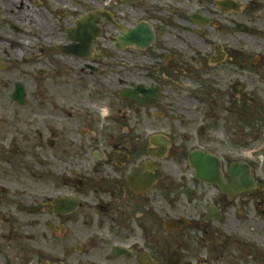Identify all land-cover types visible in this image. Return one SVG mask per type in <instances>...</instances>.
I'll use <instances>...</instances> for the list:
<instances>
[{
  "label": "flooded vegetation",
  "instance_id": "obj_1",
  "mask_svg": "<svg viewBox=\"0 0 264 264\" xmlns=\"http://www.w3.org/2000/svg\"><path fill=\"white\" fill-rule=\"evenodd\" d=\"M25 2L40 14L39 56L46 61H39L44 71L31 74L37 80L35 114L45 115L50 147H77L62 153L74 161L57 175L64 191L53 200L75 199L77 207L59 214L53 200L49 208L44 203L37 209L17 202L22 216L37 219L44 212L57 219L55 225L32 226L44 251L24 264L264 262L262 250L254 258L255 230L261 233L264 225V159L250 152L234 157L250 149L264 154V0H115L117 13L101 10L108 19L102 17L96 39L77 29L76 22L91 12H73L76 0L4 4L21 16ZM0 61L1 70L11 66ZM45 78L55 90L71 88L76 99L70 106L78 105L77 113L45 106L40 98ZM58 111L68 126L78 116V129L68 132L70 127L56 124ZM5 138L0 137L1 153ZM208 141L210 148L203 145ZM195 150L220 158L230 193L197 178L189 162ZM160 163L182 169L165 175ZM233 167L246 169L254 188L244 182L246 191L237 193L229 182ZM143 175L159 177L142 184ZM213 192L212 204L205 206L206 194ZM16 217L1 183L0 229L17 231ZM55 246L63 253L51 257Z\"/></svg>",
  "mask_w": 264,
  "mask_h": 264
},
{
  "label": "rangeland",
  "instance_id": "obj_2",
  "mask_svg": "<svg viewBox=\"0 0 264 264\" xmlns=\"http://www.w3.org/2000/svg\"><path fill=\"white\" fill-rule=\"evenodd\" d=\"M6 1L8 2L9 0H0V59L8 63L10 62L11 66L5 70L0 69V137H6L3 141V152H0V186L2 183V186L7 189V193L12 197L14 213L17 216L16 218L21 220V225H18L17 231L14 232L5 231L3 228L0 229V264H24L26 259H31L38 252L44 251V248L35 239L37 230L33 229L32 226L34 224L38 226H40L39 224L45 226L50 224L55 225L57 219L54 215L47 214L46 216L44 212H41L43 215L40 214L37 219L30 215L22 216L23 214L16 211L17 202L28 206L32 205L36 209L42 208L44 203H46V207L49 208L58 192L63 190L61 188L62 182L60 183V180L56 179L57 175L61 176L62 171L68 167L70 164L68 160L74 161L73 158L62 157V153L75 151L77 147L68 148L66 144H63V147H61L60 143L57 147H50L49 143H47L51 139L50 137L53 138V135L49 134L47 136L42 122V118L45 115L36 116V109H34L32 100L34 93L32 90L37 80L31 74L34 71L45 70L44 64H40L39 61L46 63L44 58L39 56L41 55V46H43V42H41L42 25L40 14L33 4L25 2L26 5L24 10L21 11V17L17 15L18 12L16 10L6 7V4H4ZM114 1L76 0V7L73 8V12L82 15L87 12H95L98 9H110L117 13L113 4ZM14 27H17L20 32H16ZM110 31L117 35L115 30L110 29ZM26 61L30 63L27 64ZM49 67L52 69L50 65ZM17 82L24 83L26 92H28V101L24 107L19 106L11 100L14 85ZM50 82L51 80L48 78L42 80L40 98L45 99V106L53 107L55 110L56 108L64 110L66 113L70 111L72 114L77 113L78 105L70 106L74 104V100L76 99L71 88L67 90H55L52 88ZM185 111L190 113L192 108L187 107ZM198 111L200 112L201 110L198 108ZM185 115L186 113L184 112L182 116ZM58 118L55 122L56 124L58 121H61L63 126L70 127L69 129H65L66 131L70 132V130L76 131L78 129L76 126L79 124L75 121V119L79 120L78 116L71 121L72 126L66 124L67 121L59 111ZM44 123H50V119H45ZM56 124H52V128L59 130L60 125ZM39 132L43 133L44 136H40ZM79 136L80 134L78 133L75 135L76 138ZM207 136H204V141ZM220 137L222 142H224L223 137ZM38 142L42 143V148L35 147ZM192 142L194 141L192 140ZM203 145L208 148L211 147L210 141L204 142ZM215 145V148L220 150L216 142L213 146ZM249 152L253 153L256 159H259L258 157L264 159V154L262 155L261 150L258 149L255 152L253 149L239 151L235 153L234 157H243L242 154ZM7 160L9 165L7 164ZM184 162L186 163L185 159ZM184 162L183 164H185ZM62 164L65 165L62 166ZM160 164L163 165L165 175H172L177 169H182L181 165L176 166L174 163ZM183 168H185L184 165ZM191 174L193 173L190 171L186 175ZM206 195V199L204 200L205 206L212 204L215 196L214 192ZM160 211L167 212L165 206ZM160 216L162 215L160 214ZM255 233V243L259 250L255 253L254 258H257L261 256L260 251H264V242L261 241V239H264V225L261 233L257 230H255ZM50 249L49 254L51 257L63 253V250L58 248V246ZM32 251H35V253H31ZM213 254L217 256L218 253L213 252ZM257 264H264V262L258 261Z\"/></svg>",
  "mask_w": 264,
  "mask_h": 264
},
{
  "label": "water",
  "instance_id": "obj_3",
  "mask_svg": "<svg viewBox=\"0 0 264 264\" xmlns=\"http://www.w3.org/2000/svg\"><path fill=\"white\" fill-rule=\"evenodd\" d=\"M106 16L108 19V15L103 13L102 11H98L96 13L87 14V16L83 17L82 19L78 20L76 23L78 25L77 29L80 30H88L89 34L92 35L93 39H96L100 35V28L99 24L101 23V18ZM1 67V66H0ZM25 87L22 84L16 85V90L13 95V99L18 102L20 105L26 104L25 101ZM125 95L122 94V97ZM189 162L191 163V167L195 168L197 173V178L203 182H207L214 185H219L223 190H226L227 186L224 183L222 172H221V161L219 158L211 153L201 152L199 150H195L190 157ZM146 165H144L145 168ZM144 168H140L134 172L135 179H138V174L143 172ZM242 168L240 167H233L231 170V179L230 183L235 187V191L237 193L241 191H246L243 189L242 184L244 182L248 183V188H254V182H252V177L248 173L246 169L245 173L241 171ZM159 175H151L150 178L147 176H141L140 182L146 183L149 182L150 184L155 182ZM134 177L131 178L133 180ZM227 192H231V189L226 190ZM56 206L55 210L59 214H68L72 213L77 207L76 200H69V199H62V200H55ZM21 210H25V208H20ZM170 223V222H169Z\"/></svg>",
  "mask_w": 264,
  "mask_h": 264
}]
</instances>
